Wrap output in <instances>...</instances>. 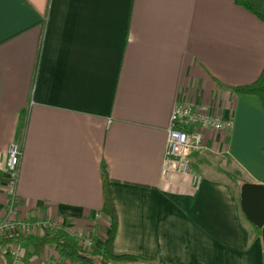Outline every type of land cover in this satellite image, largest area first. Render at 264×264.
I'll return each mask as SVG.
<instances>
[{
	"label": "crops",
	"instance_id": "0c3cea01",
	"mask_svg": "<svg viewBox=\"0 0 264 264\" xmlns=\"http://www.w3.org/2000/svg\"><path fill=\"white\" fill-rule=\"evenodd\" d=\"M263 63L264 23L233 0H0V215L15 142L16 210L30 223L71 225L100 246L106 174L112 254L264 264L235 191L264 182V112L256 96L229 89ZM177 102L211 104L232 123L205 131L189 155L197 185L162 172ZM57 258L45 246L27 264Z\"/></svg>",
	"mask_w": 264,
	"mask_h": 264
},
{
	"label": "built area",
	"instance_id": "2783aa9c",
	"mask_svg": "<svg viewBox=\"0 0 264 264\" xmlns=\"http://www.w3.org/2000/svg\"><path fill=\"white\" fill-rule=\"evenodd\" d=\"M231 120L216 115L211 104L175 103L168 120L166 142L162 161V172L188 175L193 185H197L200 176L189 166L188 157L191 152L202 148L205 131L226 134L231 128ZM20 158V147L12 142L7 147L5 160L6 171L10 181L4 189L5 201L0 215V236L13 234L26 235L38 227L47 228L49 224L30 223L17 214L16 178ZM13 176V179H11ZM8 255L10 264H24L23 248L18 244H7L0 247V255ZM0 264H3L0 256Z\"/></svg>",
	"mask_w": 264,
	"mask_h": 264
},
{
	"label": "trees",
	"instance_id": "16d2710c",
	"mask_svg": "<svg viewBox=\"0 0 264 264\" xmlns=\"http://www.w3.org/2000/svg\"><path fill=\"white\" fill-rule=\"evenodd\" d=\"M234 4L243 8L264 23V0H233ZM233 93L240 95L256 96L264 112V63L256 79L248 84L229 88ZM264 155V148H262ZM234 181V179L232 178ZM108 178L106 174L101 175V198L100 212L107 217V233L100 246L94 244L95 238L91 236V243L88 250L81 248L79 238L70 234L63 227L49 226L48 232L44 235L29 233L26 235L13 234L0 236V247L7 244H18L23 248L22 261L27 264L31 256L39 254L45 246L51 247L57 254L56 264H170L159 256L152 260H143L132 255H114L110 252V246L114 239L116 229V215L114 206L108 190ZM264 184V182H263ZM237 206L239 198L237 196ZM242 215V213H241ZM244 218V216L242 215ZM245 219V218H244ZM260 236V228L247 222ZM3 264H10L8 255H0Z\"/></svg>",
	"mask_w": 264,
	"mask_h": 264
},
{
	"label": "water",
	"instance_id": "95a60500",
	"mask_svg": "<svg viewBox=\"0 0 264 264\" xmlns=\"http://www.w3.org/2000/svg\"><path fill=\"white\" fill-rule=\"evenodd\" d=\"M239 209L244 218L260 228V242L264 252V184L244 182L239 186Z\"/></svg>",
	"mask_w": 264,
	"mask_h": 264
},
{
	"label": "rangeland",
	"instance_id": "374dc122",
	"mask_svg": "<svg viewBox=\"0 0 264 264\" xmlns=\"http://www.w3.org/2000/svg\"><path fill=\"white\" fill-rule=\"evenodd\" d=\"M8 178H9V181H10V176L9 175H8ZM11 179H13V176H11ZM235 191H236V195L238 196L239 190L235 189ZM48 223L51 224V223H54V222H49L48 221ZM49 226H52V225H49ZM54 226H55V223H54ZM247 226L249 227V230H250L251 227L248 224H247ZM55 227H58V226H55ZM63 228L68 230V232H70V234H73V235H75L76 237L79 238V244H80L81 248H83L84 250H88L89 249V246H90V243H91V235H89V234L85 235L83 233L80 234L79 232L75 233V232L72 231L74 228L71 225L63 227ZM92 233H93V231H92ZM31 262H32V260L30 261V264H31Z\"/></svg>",
	"mask_w": 264,
	"mask_h": 264
}]
</instances>
